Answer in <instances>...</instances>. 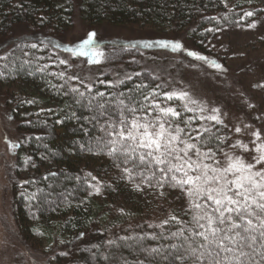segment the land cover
<instances>
[{"label":"trees","instance_id":"trees-1","mask_svg":"<svg viewBox=\"0 0 264 264\" xmlns=\"http://www.w3.org/2000/svg\"><path fill=\"white\" fill-rule=\"evenodd\" d=\"M247 12L253 15L246 16ZM263 13L264 0H0V43L16 26L59 37L71 30L77 16L88 27H139L184 35L201 49L213 32L243 25ZM112 50L102 56V67L136 64L130 67L132 76L117 83L106 74L87 82L77 80L40 41L25 40L0 56V87L21 83L29 88L28 94L8 96L9 116L22 138L19 159L29 156V163L38 162L42 168L45 163L54 165L51 170L10 179L15 223L25 241L36 238L46 246L57 245L53 264H193L191 258H175L187 255L189 243L197 248L203 243L195 236L203 229L193 220L199 211L193 207L194 198L188 206L182 204L187 186L176 185L171 173L160 170L163 165L142 164L139 154L144 149L109 154L107 141L113 137L102 129L111 130L108 125L113 124L119 130L122 111L128 121L139 117L143 122L147 117L155 122L159 116L155 105L162 108L171 103L164 85L140 70L135 59L139 50ZM132 53V61L124 58ZM34 98L50 108L38 112L29 102ZM173 105L181 115L176 120L167 118L171 129L178 124L184 129L183 139L209 153L203 163L215 167L223 161L234 143L224 125H202L194 109L186 110L178 100ZM84 159L90 162L88 167L79 164ZM171 193L176 194V203L164 200ZM259 243L257 236L254 247L264 251ZM153 248L160 251L153 253ZM250 264H264V260L254 253Z\"/></svg>","mask_w":264,"mask_h":264},{"label":"rangeland","instance_id":"rangeland-1","mask_svg":"<svg viewBox=\"0 0 264 264\" xmlns=\"http://www.w3.org/2000/svg\"><path fill=\"white\" fill-rule=\"evenodd\" d=\"M89 33H95L89 54L99 59V63H89V55L69 51L87 39ZM25 40L47 44L58 63L68 66L77 80L86 82L105 74L114 83L132 76L130 67L134 68L136 64L125 62L102 67V56L113 51V48L139 50L140 56L135 59L140 70L156 77L164 85L166 94H188L184 100L174 97L170 104L162 108H174V100L185 105L190 98L196 103H188V107L196 111L202 125H224L231 135L234 143L224 160L215 167L227 166L228 156L255 163L253 158L258 155L256 148L264 143V13L243 25L213 32L201 49L191 45L184 35H163L139 27H88L76 16L71 30L59 37L24 26L14 27L9 37L0 43V56ZM157 41L168 42L169 47H161ZM172 43H179L181 49L173 51ZM146 44L152 46L145 47ZM188 52H195L206 59L197 60L187 55ZM134 56L132 53L124 58L132 61L131 57ZM215 64L220 68L217 69ZM28 89L21 83L0 87V264H53L52 255L57 250V245L46 246L36 238H26L25 241L14 220L10 179L25 178L54 168V165L47 163L43 168L38 162L29 163V156H23L20 160L17 153L22 138L16 123L9 116L12 106L8 104V96L28 94ZM34 99L29 102L36 105L38 112L50 108L49 104ZM214 108L219 111L213 113ZM211 115H217L220 123L206 119ZM257 132L260 139L253 135ZM244 145L247 146L246 150L242 147ZM81 162V166L90 165L85 159ZM261 168L264 165H256V169ZM175 198L176 194L171 193L164 200L176 203ZM189 200L190 197L185 195L182 204L188 206Z\"/></svg>","mask_w":264,"mask_h":264},{"label":"snow or ice","instance_id":"snow-or-ice-1","mask_svg":"<svg viewBox=\"0 0 264 264\" xmlns=\"http://www.w3.org/2000/svg\"><path fill=\"white\" fill-rule=\"evenodd\" d=\"M245 15L252 16L253 13L247 12ZM94 36L95 33H89L87 39L69 51L78 55H89V63H99V59L89 54ZM156 43L161 47H169L168 42L157 41ZM151 46V44L145 45V47ZM171 48L173 51H178L181 45L172 43ZM187 55L197 60L206 59L195 52H188ZM214 66L217 69L220 68L218 64ZM72 91L77 92L78 89L73 88ZM79 94L84 95L83 92ZM97 95L102 97L104 93ZM166 96L169 100L174 97L184 100L188 94L172 92ZM120 103L123 104V101ZM188 103L195 104L196 101L188 98ZM188 103H185L184 107L192 111ZM100 107L104 108V105L101 104ZM155 107L159 110V116L155 122L149 121L147 117L143 119V122L139 117L128 121L122 111L119 130L115 129L113 124L108 125V129L111 130H102L113 137L107 141V144L111 145L110 155L116 152L128 155L136 153L137 149L146 150L139 154L140 162L147 163L149 166L153 163L158 167L165 166L160 170H166V174L171 173V180L182 189L187 186L188 196L194 198L193 207L199 211L193 220L199 229H203V231L195 232V236L200 237L203 243L198 248L189 243L185 248L187 255H177L175 258L181 261L191 258L193 264H205V262L207 264H250L255 253L264 260V251H258L254 247L258 236L259 247L264 249V168L256 169L257 164L264 165V143L256 148L258 155L253 158L255 163L228 156L227 166L212 167L203 163L205 158H209V153H202L195 143L182 138L183 128L177 124L174 130L171 129V121L167 118L176 120L181 114L172 107L160 108L159 105ZM200 110L204 111L203 108ZM129 111L135 113L136 109L131 108ZM218 111V109H212L213 113ZM206 119L220 123L217 115L208 116ZM166 123L169 127L165 126ZM185 123L187 124L188 121ZM204 130L208 131V129ZM236 131L239 132L240 129L237 128ZM253 135L260 139V133H253ZM189 139H199V137L189 136ZM178 144H182L183 147H177ZM242 147L247 149L246 145ZM193 153L197 159H193ZM176 173L181 175L178 177ZM201 199L205 203L197 202ZM181 234L173 233L172 235ZM245 249H251V252ZM151 251L158 253L160 249L153 248Z\"/></svg>","mask_w":264,"mask_h":264}]
</instances>
